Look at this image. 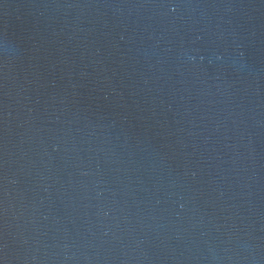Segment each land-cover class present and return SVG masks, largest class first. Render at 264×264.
<instances>
[{"label": "water", "instance_id": "95a60500", "mask_svg": "<svg viewBox=\"0 0 264 264\" xmlns=\"http://www.w3.org/2000/svg\"><path fill=\"white\" fill-rule=\"evenodd\" d=\"M0 264H264V0H0Z\"/></svg>", "mask_w": 264, "mask_h": 264}]
</instances>
